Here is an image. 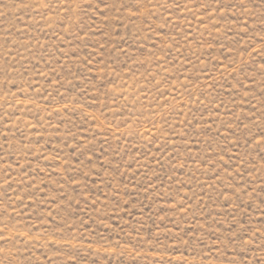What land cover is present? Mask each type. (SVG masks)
Instances as JSON below:
<instances>
[{"label":"rangeland","instance_id":"374dc122","mask_svg":"<svg viewBox=\"0 0 264 264\" xmlns=\"http://www.w3.org/2000/svg\"><path fill=\"white\" fill-rule=\"evenodd\" d=\"M0 237V264H264V0H0Z\"/></svg>","mask_w":264,"mask_h":264},{"label":"snow or ice","instance_id":"6c2138e0","mask_svg":"<svg viewBox=\"0 0 264 264\" xmlns=\"http://www.w3.org/2000/svg\"><path fill=\"white\" fill-rule=\"evenodd\" d=\"M108 5H105V7H107ZM0 239H3V237H0ZM0 251H2V249H0Z\"/></svg>","mask_w":264,"mask_h":264}]
</instances>
